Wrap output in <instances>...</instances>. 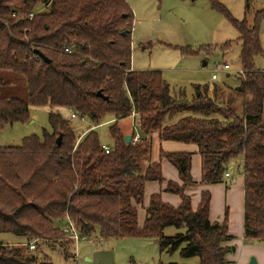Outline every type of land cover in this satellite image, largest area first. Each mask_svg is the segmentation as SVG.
<instances>
[{"label":"trees","instance_id":"1","mask_svg":"<svg viewBox=\"0 0 264 264\" xmlns=\"http://www.w3.org/2000/svg\"><path fill=\"white\" fill-rule=\"evenodd\" d=\"M211 1L239 34L243 75L236 88L225 92L214 86L209 95V88L198 85L188 101L170 95L160 72L131 70L133 14L125 0H0V72L20 74L27 84L26 101L0 97V132L26 123L29 107L51 109L50 131L44 130L41 139L32 135L19 146L0 147V233L24 238L16 245L0 242V264H50L41 253L43 244L58 246L70 258L64 248L73 245L64 237L67 218L86 237L97 232L102 238L154 239L161 252H179L182 259L197 258L198 264H229L233 248L226 246L232 240L227 212L222 222L211 223L209 195L204 193L193 211L184 194L193 184L191 154H161L183 183H169L166 189L181 204L173 207L160 195L152 196L138 227L136 206L143 203L145 183L163 181L159 163L143 166L153 133L162 141L195 144L205 184L221 183L227 165L240 158L244 237L264 244V71L254 65L263 54L259 28L264 9L249 26ZM58 107L72 109L94 127L111 117L110 152H104L96 129L76 138L69 121L53 111ZM132 110L140 138L126 144L117 123ZM178 114L183 115L176 122L163 124ZM168 227L178 232L165 236Z\"/></svg>","mask_w":264,"mask_h":264},{"label":"rangeland","instance_id":"2","mask_svg":"<svg viewBox=\"0 0 264 264\" xmlns=\"http://www.w3.org/2000/svg\"><path fill=\"white\" fill-rule=\"evenodd\" d=\"M125 1L133 14L129 56L132 69L137 72H160L162 79L169 85L170 95L174 98L184 95L188 101L194 98L195 87L198 85L209 88V95L214 86L220 87L224 92L238 86V73L241 70L239 34L229 20L213 8L211 0ZM246 1L214 0L226 9L233 19H246L251 26L255 14L264 9V0H250L248 3ZM39 10L40 8L35 9ZM43 11L41 8L40 12ZM259 39L263 54L254 58V65L256 69L264 71V21L260 24ZM225 43L230 45L222 48ZM224 65H228L230 69L223 70ZM213 74H216L215 80L211 78ZM0 77L4 83L0 87V97L27 100V84L22 75L2 71ZM29 110V120L26 123L8 126L0 132V147L19 146L24 138L32 135L41 139L44 130L50 131L48 114L51 109L45 106L29 107ZM53 111L59 112L69 121L76 138L87 129L94 128L101 145L112 147L109 127L113 122H108L111 117H106L103 124L95 128L88 119H70L65 108H53ZM182 115H175L171 119L166 117L163 124H172ZM117 124L123 129L121 131H124V135L131 130L133 133L134 125L137 127V123L129 117L119 120ZM137 133L140 135V131L137 130ZM78 143L79 139L75 146ZM158 148V142L151 139L150 155L143 162V166L156 161ZM226 173L230 178L224 176L222 182L227 185L232 182V177H242V160L239 158L230 162ZM138 215H142L141 210ZM63 225L64 228L65 223ZM177 232L174 227H168L164 230V235L174 236ZM23 241L22 237L0 233V242L4 244L16 245ZM64 248L72 254L70 258L66 259L58 246L48 247L43 244L41 253L48 257L50 264H198L197 258L182 259L179 252H161L154 239L102 238L97 232L85 242Z\"/></svg>","mask_w":264,"mask_h":264},{"label":"crops","instance_id":"3","mask_svg":"<svg viewBox=\"0 0 264 264\" xmlns=\"http://www.w3.org/2000/svg\"><path fill=\"white\" fill-rule=\"evenodd\" d=\"M131 70L135 71L132 68ZM108 122L112 123L113 120H110ZM131 133L132 130L127 132L126 135ZM152 141L158 142L159 144V148L156 151L157 159L152 163L160 164L163 181H149L145 183L143 203L141 206H136L138 227L143 226L146 208L148 207L152 196L160 195L162 202L173 207H178L181 204V198L176 194L167 192L166 189L169 183L176 184L179 187H182L183 183L179 178L177 169L166 158L162 157L161 154H191L190 175L193 184L186 187L184 194L190 198L192 210H197L201 202L202 195L204 193H207L209 195L208 217L211 223L222 222L225 213L227 212V234L233 239L230 242L226 243V246L233 248L232 252L227 256L229 264H248L251 257H255L257 264H264L263 243L248 241L244 237L243 175L242 177L238 178L232 177V182L229 185L224 182L217 184L202 183V157L199 154L198 147L195 144L162 141L160 140L157 133L152 136ZM228 177L230 178V175ZM139 207L142 208L138 209ZM139 210L142 211V215L140 217L138 215Z\"/></svg>","mask_w":264,"mask_h":264},{"label":"built area","instance_id":"4","mask_svg":"<svg viewBox=\"0 0 264 264\" xmlns=\"http://www.w3.org/2000/svg\"><path fill=\"white\" fill-rule=\"evenodd\" d=\"M16 16H17L16 14H13V17H16ZM33 16H34V13H31V14H29L28 17L31 19ZM65 52L66 53H71V51L69 49H65ZM222 69L223 70H229L230 67L228 65H224ZM238 74L240 76H242L243 72L240 70V72ZM211 78L213 80H215L216 79V74H213L211 76ZM68 113L70 115V119H76V118H80L81 120H85L86 119L84 117H79V115L77 113H75L72 109H68ZM129 117L132 119V121L134 123H137V127L136 128H135V125L133 126V133H132L133 136L131 135L132 144H136L139 141V138H140V135L137 133V130L139 131V120H138L137 114H136V112L134 110L131 111ZM91 129H94V128H91ZM84 134L85 133H83L79 138H81ZM102 148H103V150H104V152L106 154H108L110 152V150H111V148L108 147V146H102ZM228 176L229 175L226 173L225 177H228ZM63 232H64V237L66 239H68V240H71L74 246H76L80 242H85V241H87L89 239V237L81 235L79 230H78V228L75 226V224L68 218L66 220L65 227L63 228ZM34 248H35V242L32 241V242L29 243L28 249L30 251H32V250H34ZM74 249H76V248L74 247ZM74 257H76V254H74Z\"/></svg>","mask_w":264,"mask_h":264},{"label":"water","instance_id":"5","mask_svg":"<svg viewBox=\"0 0 264 264\" xmlns=\"http://www.w3.org/2000/svg\"><path fill=\"white\" fill-rule=\"evenodd\" d=\"M122 35H125V33H122ZM34 53L39 56L40 58H42L44 61L48 62V60L39 52V51H34ZM97 96L103 99H106L102 96V94L100 92L97 93ZM126 144H129L131 142V135H127L126 139H125ZM57 144H60V138L57 139ZM248 264H257L256 260L254 258H251Z\"/></svg>","mask_w":264,"mask_h":264}]
</instances>
